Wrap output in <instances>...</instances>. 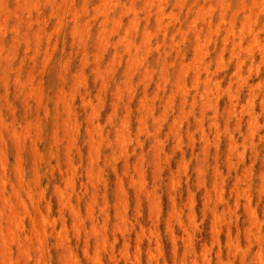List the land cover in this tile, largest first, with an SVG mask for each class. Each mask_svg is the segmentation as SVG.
<instances>
[{
	"label": "rangeland",
	"instance_id": "obj_1",
	"mask_svg": "<svg viewBox=\"0 0 264 264\" xmlns=\"http://www.w3.org/2000/svg\"><path fill=\"white\" fill-rule=\"evenodd\" d=\"M0 264H264V0H0Z\"/></svg>",
	"mask_w": 264,
	"mask_h": 264
},
{
	"label": "bare ground",
	"instance_id": "obj_2",
	"mask_svg": "<svg viewBox=\"0 0 264 264\" xmlns=\"http://www.w3.org/2000/svg\"><path fill=\"white\" fill-rule=\"evenodd\" d=\"M152 2V1H151ZM71 3V2H70ZM150 3V2H149ZM262 4V3H261ZM105 5V4H104ZM145 5H147V3H145ZM151 5V4H150ZM160 5V4H159ZM252 5V4H251ZM67 6V5H66ZM69 6V5H68ZM70 6H72V5H70ZM254 6V4L252 5V7ZM73 7H74V5H73ZM141 8V7H140ZM153 8V7H152ZM72 9V8H71ZM148 10V9H147ZM153 10V9H152ZM250 10V9H249ZM70 11V10H69ZM151 12V11H150ZM158 12H159V10H158ZM145 13V12H144ZM156 14V13H155ZM221 14V13H220ZM157 17H158V15H157ZM220 19V18H219ZM147 20V19H146ZM209 20V19H208ZM149 21V20H148ZM18 22V21H17ZM223 22V21H222ZM116 23H118V22H116ZM115 23V24H116ZM207 23V22H206ZM247 23V22H246ZM119 24V23H118ZM118 24H117V26H118ZM103 27V26H102ZM217 28H218V26H217ZM251 30V29H250ZM253 32V31H252ZM251 32V33H252ZM196 33V32H195ZM250 35V34H249ZM251 36V35H250ZM149 37V36H148ZM223 37V36H222ZM240 38V37H239ZM239 38H237V39H239ZM253 38V37H252ZM257 38V37H256ZM258 39V38H257ZM240 40V39H239ZM131 41H133V40H131ZM145 41V40H144ZM201 41V40H200ZM223 41V40H222ZM232 41H234V40H232ZM235 41H237V40H235ZM250 41H252V40H250ZM254 41H255V38H254ZM162 42V41H161ZM253 42V41H252ZM232 43V42H231ZM251 43V42H250ZM135 44V43H134ZM198 44V43H197ZM197 44L195 45V46H197ZM199 45V44H198ZM200 46V45H199ZM136 47V46H135ZM123 48V47H122ZM140 48V47H139ZM198 48V47H197ZM250 48V47H249ZM257 48V47H256ZM249 50V49H248ZM261 53V52H260ZM197 57V56H196ZM195 58V57H194ZM240 58V57H239ZM194 64H196V63H194ZM164 66V65H163ZM199 66H201V65H199ZM200 69V68H199ZM194 70V69H193ZM205 74V73H204ZM209 77V76H208ZM181 86V85H180ZM207 97V96H206ZM252 110V109H251ZM254 120V119H253ZM11 136V135H10ZM5 194V193H4ZM15 194H16V192H15ZM16 196V195H15ZM17 197V196H16ZM12 210V209H11ZM11 214H12V212H11ZM16 215V214H15ZM254 218V217H253ZM14 224V223H13ZM10 229V228H9ZM44 230V229H43ZM11 231V230H10ZM4 244V243H3ZM2 244V245H3ZM6 245V244H5ZM4 245V246H5ZM3 246V247H4ZM5 248V247H4ZM3 248V249H4ZM3 251H5V250H3ZM69 251V250H68ZM8 252H9V250H8ZM260 255V254H259ZM7 258V257H6ZM8 258H10V257H8ZM8 258H7V260H8ZM8 262H10V261H8Z\"/></svg>",
	"mask_w": 264,
	"mask_h": 264
}]
</instances>
